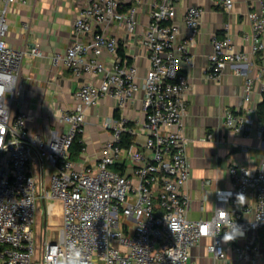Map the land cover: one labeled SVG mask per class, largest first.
I'll return each mask as SVG.
<instances>
[{
	"label": "built area",
	"instance_id": "2783aa9c",
	"mask_svg": "<svg viewBox=\"0 0 264 264\" xmlns=\"http://www.w3.org/2000/svg\"><path fill=\"white\" fill-rule=\"evenodd\" d=\"M16 1L0 0V264H48L50 253H64L73 242L88 264H193V249L204 238L211 239L207 249L214 259L224 260L223 236L235 224L243 230L234 240L236 264H264V161L257 169L232 161L233 189L217 193L215 214L208 219L189 217L192 196L185 189L191 164L185 115L191 82L183 66H194L191 47L200 36L204 7L186 8L183 36L175 21L181 0H83L71 45L53 61L77 77L97 76L99 82L83 83L75 93L78 104L60 114L62 132L43 137L29 130L26 113L16 109L24 93L23 60L42 55L39 47L19 49L7 43L8 7ZM147 1L150 18L143 43L150 66L140 80L138 65L121 54L124 44L111 29L123 25L133 33L139 8ZM216 1L228 12L234 9L235 0ZM246 1L258 3L248 13L251 51L236 52L226 24L223 37L213 36L210 78H220L227 63L249 60L264 51V0ZM258 77H264V67ZM254 84L253 78L246 81V102ZM141 89L144 122L136 127L122 115L105 119L103 127L112 131L111 138L93 166L79 167L72 148L77 138L85 143L86 107L113 96L123 109ZM224 122L233 132L247 134L256 121L250 111L226 109ZM123 132L136 136L130 148L120 144ZM258 132L264 136V123L259 122ZM35 156L41 160L40 171L50 173L48 183L33 171ZM239 194H250L251 202L240 204ZM48 199L60 203L62 223L54 242L50 237L39 243L35 228L40 203Z\"/></svg>",
	"mask_w": 264,
	"mask_h": 264
},
{
	"label": "crops",
	"instance_id": "0c3cea01",
	"mask_svg": "<svg viewBox=\"0 0 264 264\" xmlns=\"http://www.w3.org/2000/svg\"><path fill=\"white\" fill-rule=\"evenodd\" d=\"M82 4L83 0H17L8 7V45L19 49L39 47L42 51L41 56L27 55L23 60L20 76L24 93L16 109L26 113L29 130L43 137H50L55 131L62 132L64 126L59 122L60 114L78 104L75 93L83 83L99 82L97 76L84 74L77 77L62 63L55 65L53 61L54 55H64L71 45L73 23ZM190 5L205 9L200 36L191 47L194 66H183L191 82L185 115V142L191 178L185 191L192 196L189 217L199 220L215 214L219 191L233 189L229 176L232 161H242L254 169L264 161V136L258 132L256 112L263 98L264 77L259 78L258 75L264 67V51L256 57L250 56L249 60L227 63L220 78H210L208 68L213 36L223 37L226 24H230L236 52L250 53L253 28L248 13L257 8L258 3L235 0L234 9L228 12L216 0H181L177 5L175 21L180 25L183 36L186 33L184 13ZM149 18L150 1H147L139 8L138 23L133 33H129L123 25L116 24L111 29V34L121 38L125 54L138 65L140 80L146 76L150 66L149 53L143 43ZM249 78H253L255 84L251 100L246 102L244 87ZM143 98L144 91L141 89L123 109L113 96L102 98L96 106L86 107V147L73 158L79 167L95 164L104 143L112 136V131L103 127L104 121L114 117L117 110L136 127L144 122ZM226 109L250 111L256 121L252 130L247 134H237L229 129L224 122ZM40 164L41 160L35 156L33 171L37 177L43 174L44 183H48L50 173L48 170L41 172ZM244 196L239 202L247 205L251 197L250 194ZM228 202L231 209L236 208L232 199ZM210 242V238H204L193 249V264L237 263L233 247L238 241L226 243L227 259L224 260H216L208 252Z\"/></svg>",
	"mask_w": 264,
	"mask_h": 264
},
{
	"label": "rangeland",
	"instance_id": "374dc122",
	"mask_svg": "<svg viewBox=\"0 0 264 264\" xmlns=\"http://www.w3.org/2000/svg\"><path fill=\"white\" fill-rule=\"evenodd\" d=\"M62 223L60 203L48 199L40 203V211L35 228L39 243L44 239H50L57 234ZM211 257V255H209Z\"/></svg>",
	"mask_w": 264,
	"mask_h": 264
},
{
	"label": "clouds",
	"instance_id": "9594fccd",
	"mask_svg": "<svg viewBox=\"0 0 264 264\" xmlns=\"http://www.w3.org/2000/svg\"><path fill=\"white\" fill-rule=\"evenodd\" d=\"M239 199H244L243 194L237 196V202ZM243 235V230L239 225H234L233 228L227 231L223 236V241L229 243L234 241L239 236ZM48 264H88V261L82 251V249L76 243H70L64 253L56 255L55 253H50L47 258Z\"/></svg>",
	"mask_w": 264,
	"mask_h": 264
},
{
	"label": "trees",
	"instance_id": "16d2710c",
	"mask_svg": "<svg viewBox=\"0 0 264 264\" xmlns=\"http://www.w3.org/2000/svg\"><path fill=\"white\" fill-rule=\"evenodd\" d=\"M120 52L122 55H125L124 50L121 49ZM256 112H257L258 121L264 123V91H263L262 101L259 103ZM114 117L117 119L121 118L120 110H117L115 112ZM129 124L132 125V122H130ZM135 139H136L135 135L131 133L123 132L121 134L120 144L123 147L130 148L131 145L135 143ZM85 147H86L85 143L80 142L79 138H77L72 148V157L74 158V155L76 156L80 154L85 149Z\"/></svg>",
	"mask_w": 264,
	"mask_h": 264
},
{
	"label": "water",
	"instance_id": "95a60500",
	"mask_svg": "<svg viewBox=\"0 0 264 264\" xmlns=\"http://www.w3.org/2000/svg\"><path fill=\"white\" fill-rule=\"evenodd\" d=\"M55 238H56V236L52 237L53 242H54Z\"/></svg>",
	"mask_w": 264,
	"mask_h": 264
}]
</instances>
